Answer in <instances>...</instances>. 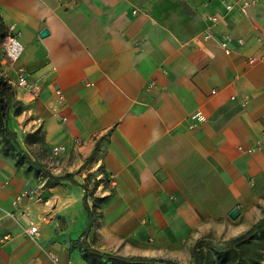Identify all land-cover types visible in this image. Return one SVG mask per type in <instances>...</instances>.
<instances>
[{
  "label": "crops",
  "instance_id": "crops-1",
  "mask_svg": "<svg viewBox=\"0 0 264 264\" xmlns=\"http://www.w3.org/2000/svg\"><path fill=\"white\" fill-rule=\"evenodd\" d=\"M227 1L0 0L23 43L0 67L17 140L0 133V264H91L90 249L194 264L197 241L223 247L264 215V0ZM29 187L42 200L13 206Z\"/></svg>",
  "mask_w": 264,
  "mask_h": 264
},
{
  "label": "trees",
  "instance_id": "trees-1",
  "mask_svg": "<svg viewBox=\"0 0 264 264\" xmlns=\"http://www.w3.org/2000/svg\"><path fill=\"white\" fill-rule=\"evenodd\" d=\"M0 21H2L0 16ZM4 24V23H3ZM15 104L14 89L9 78L0 72V133L7 136V144L11 139L17 144L16 134L7 126L9 109ZM9 144V146H13ZM8 147V145H7ZM26 154V153H25ZM85 207L86 193L84 194ZM209 245L212 251L203 252L201 246ZM255 245V247H253ZM85 258L91 264H143L142 262L157 259H144L132 256H122L100 252L94 249L84 252ZM264 256V215L256 220L245 232L229 241L223 247H216L209 242L200 240L195 243L194 264H233L236 261L247 262V264H260ZM168 264H178L169 259H158Z\"/></svg>",
  "mask_w": 264,
  "mask_h": 264
},
{
  "label": "built area",
  "instance_id": "built-area-1",
  "mask_svg": "<svg viewBox=\"0 0 264 264\" xmlns=\"http://www.w3.org/2000/svg\"><path fill=\"white\" fill-rule=\"evenodd\" d=\"M254 1L255 0H239V1H237V3L241 8L244 9L247 6H249L251 3H253ZM222 3L226 9H230L234 5L233 3H231L227 0H222ZM207 18L212 23H215L218 20L217 15L211 14V13L207 15ZM202 35L204 38H211L213 36L211 30L208 28L203 31ZM220 44L225 48L227 47L226 46L227 42L224 40L221 41ZM4 50H5V57H6L7 61H9V62L16 61L23 51V43L21 42V40L18 36V32L14 30L13 26L8 27V34H7L6 39L4 41ZM14 82L17 86L24 87V88L28 89V91H30V93L34 97L38 96L40 93L39 84L37 83V81H30L28 79L26 70L22 66H19L16 68L15 75H14ZM214 91L215 90H212V92H214ZM56 94H57V97L59 100L63 98V93L60 89L56 90ZM189 118L191 119V123L189 124V126L193 127L195 124V121H201L204 119V115L201 112V110L198 109V110L193 111L189 115ZM38 120H40V119H38ZM263 138H264V130H263ZM64 149H65L64 145H55L52 147V150L54 152H60V151H63ZM24 199H28L31 201H40V200H42V196L35 187H29V188L23 189V190L19 191L16 194V196L13 198V200H12L13 206L17 207L19 205V203ZM6 214L9 216H14V213L10 212V211H6ZM25 232L29 237L35 238L39 234V229L35 223L30 222L29 225L27 226ZM7 237H8V235H5V238H7ZM49 257H50V264H74V262L71 259H67L64 261L61 260L59 258V256L53 252L49 253Z\"/></svg>",
  "mask_w": 264,
  "mask_h": 264
},
{
  "label": "rangeland",
  "instance_id": "rangeland-1",
  "mask_svg": "<svg viewBox=\"0 0 264 264\" xmlns=\"http://www.w3.org/2000/svg\"><path fill=\"white\" fill-rule=\"evenodd\" d=\"M8 34V28L3 22L0 21V67L2 59H6L4 50V41ZM255 247V245H253Z\"/></svg>",
  "mask_w": 264,
  "mask_h": 264
},
{
  "label": "water",
  "instance_id": "water-1",
  "mask_svg": "<svg viewBox=\"0 0 264 264\" xmlns=\"http://www.w3.org/2000/svg\"><path fill=\"white\" fill-rule=\"evenodd\" d=\"M47 33H48V30H47L46 27H44V28L41 29V31H40V35H41V36H45V35H47ZM237 214H238V210H237L236 208L231 209V211L229 212V215H230L231 217H235Z\"/></svg>",
  "mask_w": 264,
  "mask_h": 264
}]
</instances>
